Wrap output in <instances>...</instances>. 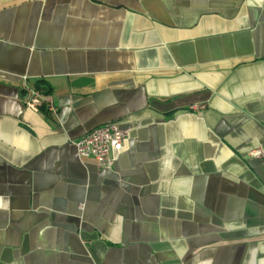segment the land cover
I'll use <instances>...</instances> for the list:
<instances>
[{"label":"crops","instance_id":"0c3cea01","mask_svg":"<svg viewBox=\"0 0 264 264\" xmlns=\"http://www.w3.org/2000/svg\"><path fill=\"white\" fill-rule=\"evenodd\" d=\"M0 264H264V0H0Z\"/></svg>","mask_w":264,"mask_h":264},{"label":"built area","instance_id":"2783aa9c","mask_svg":"<svg viewBox=\"0 0 264 264\" xmlns=\"http://www.w3.org/2000/svg\"><path fill=\"white\" fill-rule=\"evenodd\" d=\"M24 105L33 112H39L46 106L51 113H55L50 100L37 90L29 93ZM126 137L125 130L109 123L89 131L73 145L80 160H93L99 169L111 170L114 156L121 152Z\"/></svg>","mask_w":264,"mask_h":264},{"label":"trees","instance_id":"16d2710c","mask_svg":"<svg viewBox=\"0 0 264 264\" xmlns=\"http://www.w3.org/2000/svg\"><path fill=\"white\" fill-rule=\"evenodd\" d=\"M36 89L39 90L44 96L48 95L46 92V87L43 82H38L36 85Z\"/></svg>","mask_w":264,"mask_h":264}]
</instances>
